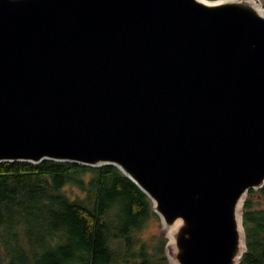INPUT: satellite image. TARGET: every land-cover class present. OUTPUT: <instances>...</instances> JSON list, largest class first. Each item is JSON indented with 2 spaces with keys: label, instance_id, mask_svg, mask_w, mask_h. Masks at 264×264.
Wrapping results in <instances>:
<instances>
[{
  "label": "water",
  "instance_id": "obj_1",
  "mask_svg": "<svg viewBox=\"0 0 264 264\" xmlns=\"http://www.w3.org/2000/svg\"><path fill=\"white\" fill-rule=\"evenodd\" d=\"M254 3L0 0V163L116 165L172 229L171 264H240L264 186Z\"/></svg>",
  "mask_w": 264,
  "mask_h": 264
},
{
  "label": "trees",
  "instance_id": "obj_2",
  "mask_svg": "<svg viewBox=\"0 0 264 264\" xmlns=\"http://www.w3.org/2000/svg\"><path fill=\"white\" fill-rule=\"evenodd\" d=\"M264 186L243 205L246 251L264 264ZM152 199L119 167L0 163V264H171L169 237L144 235Z\"/></svg>",
  "mask_w": 264,
  "mask_h": 264
},
{
  "label": "rangeland",
  "instance_id": "obj_3",
  "mask_svg": "<svg viewBox=\"0 0 264 264\" xmlns=\"http://www.w3.org/2000/svg\"><path fill=\"white\" fill-rule=\"evenodd\" d=\"M262 5L264 6V0H260ZM255 190H258V189H255ZM256 199H258V206L260 207H264V197H261L259 196V194L256 195ZM159 216V215H158ZM163 224H162V221L159 218H155L153 219V221H151L149 223V226L145 229V232H144V235L147 236V237H152L153 235H157V234H160L162 233V230H163ZM164 236L167 238V234L165 232ZM169 239V238H168ZM167 254L169 255L168 253V248H167Z\"/></svg>",
  "mask_w": 264,
  "mask_h": 264
},
{
  "label": "bare ground",
  "instance_id": "obj_4",
  "mask_svg": "<svg viewBox=\"0 0 264 264\" xmlns=\"http://www.w3.org/2000/svg\"><path fill=\"white\" fill-rule=\"evenodd\" d=\"M252 1V0H251ZM255 3H254V5H255V7L258 9V11L260 12V13H262V14H264V6L260 3V2H258V1H256V0H253ZM167 233H168V237H169V240H170V238H172V229H169L168 231H167Z\"/></svg>",
  "mask_w": 264,
  "mask_h": 264
}]
</instances>
